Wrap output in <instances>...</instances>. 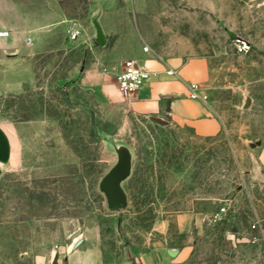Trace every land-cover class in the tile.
I'll return each instance as SVG.
<instances>
[{
    "label": "rangeland",
    "instance_id": "374dc122",
    "mask_svg": "<svg viewBox=\"0 0 264 264\" xmlns=\"http://www.w3.org/2000/svg\"><path fill=\"white\" fill-rule=\"evenodd\" d=\"M65 28L49 35L34 74L3 80L0 125L13 158L0 172V264H68L79 231L103 264H130L163 244L187 248L182 264H264V0H61ZM35 23L58 12L33 0ZM101 30L103 44L96 41ZM69 30L77 38H69ZM237 37L251 48L238 54ZM144 48L156 60L206 59L202 85L222 132L131 113L117 74ZM22 81V82H21ZM112 85L108 92L105 86ZM116 89V90H115ZM130 148L128 205L111 210L99 190ZM226 205V216L209 219ZM189 215L180 231L177 215ZM167 221L166 233L154 230Z\"/></svg>",
    "mask_w": 264,
    "mask_h": 264
},
{
    "label": "crops",
    "instance_id": "0c3cea01",
    "mask_svg": "<svg viewBox=\"0 0 264 264\" xmlns=\"http://www.w3.org/2000/svg\"><path fill=\"white\" fill-rule=\"evenodd\" d=\"M46 2L56 5L58 13L47 15L41 22L35 23L33 0H0V30L9 32L7 37L0 38V92L4 91L3 80L14 77L19 82L21 77H31L34 74V59L47 49L49 35L65 28L60 14L61 0ZM134 60L150 72V77L137 92L124 99L131 113L189 128L199 137L212 138L222 132V121L212 103L188 97L187 85L197 83L202 86L207 80L209 67L206 59L156 60L143 49ZM167 69L175 70V75H168ZM111 86H105L110 93ZM116 93L122 97L118 89ZM12 158L11 140L0 125V172L10 165ZM259 162L264 167V149L261 150ZM189 215L176 217L181 232L188 229ZM168 226L167 221L155 222L154 230L166 233ZM70 237L74 240V247L67 257L68 264H103L102 251L98 246L76 250L84 239L79 231L73 232ZM187 248H174L161 243L138 256L127 255L126 260L130 264H182ZM169 249L175 250V254H170ZM57 257H54L53 264H57Z\"/></svg>",
    "mask_w": 264,
    "mask_h": 264
},
{
    "label": "built area",
    "instance_id": "2783aa9c",
    "mask_svg": "<svg viewBox=\"0 0 264 264\" xmlns=\"http://www.w3.org/2000/svg\"><path fill=\"white\" fill-rule=\"evenodd\" d=\"M8 34L5 30H0V38L6 37ZM69 38L75 40L77 38V31L69 30ZM233 45L238 54H246L249 52L251 46L243 38L237 37L233 40ZM145 51H148V48H144ZM166 73L168 75H175V70L167 69ZM150 77V72L140 65L134 59L125 60L121 70L117 74V86L119 93L122 97L127 98L133 93L137 92L141 86H143ZM188 86V97L193 100L207 101V96L204 92V89L201 85L197 83H190ZM227 206L223 205L219 207L213 214H211L210 221L217 222L222 220L226 215ZM251 230L256 232L257 237H254V240L264 238V222H261L259 219L254 220L251 225Z\"/></svg>",
    "mask_w": 264,
    "mask_h": 264
},
{
    "label": "water",
    "instance_id": "95a60500",
    "mask_svg": "<svg viewBox=\"0 0 264 264\" xmlns=\"http://www.w3.org/2000/svg\"><path fill=\"white\" fill-rule=\"evenodd\" d=\"M96 41L103 44L102 33L96 28ZM117 161L114 166L102 177L99 182V190L104 193L107 207L111 210H117L127 207L128 198L123 188V182L127 180L132 173L133 155L126 145L115 147ZM175 250L169 249L170 254H175Z\"/></svg>",
    "mask_w": 264,
    "mask_h": 264
},
{
    "label": "bare ground",
    "instance_id": "6f19581e",
    "mask_svg": "<svg viewBox=\"0 0 264 264\" xmlns=\"http://www.w3.org/2000/svg\"><path fill=\"white\" fill-rule=\"evenodd\" d=\"M7 32H8V31H7ZM8 35H9V32H8L7 36H8ZM7 36H6V37H7Z\"/></svg>",
    "mask_w": 264,
    "mask_h": 264
}]
</instances>
